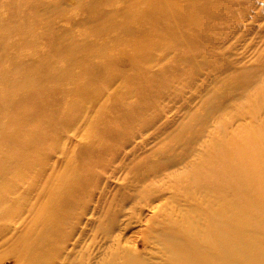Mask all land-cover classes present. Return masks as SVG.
Segmentation results:
<instances>
[{"label": "rangeland", "instance_id": "1", "mask_svg": "<svg viewBox=\"0 0 264 264\" xmlns=\"http://www.w3.org/2000/svg\"><path fill=\"white\" fill-rule=\"evenodd\" d=\"M0 264H264V0H0Z\"/></svg>", "mask_w": 264, "mask_h": 264}, {"label": "bare ground", "instance_id": "2", "mask_svg": "<svg viewBox=\"0 0 264 264\" xmlns=\"http://www.w3.org/2000/svg\"><path fill=\"white\" fill-rule=\"evenodd\" d=\"M21 42H23L22 40L18 42V44H20ZM44 62V61H43ZM45 64V63H44ZM39 81H42V80H39Z\"/></svg>", "mask_w": 264, "mask_h": 264}]
</instances>
